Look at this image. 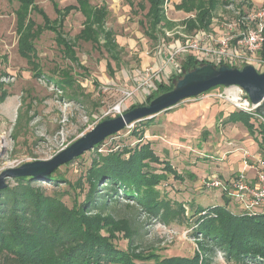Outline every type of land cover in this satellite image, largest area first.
I'll return each instance as SVG.
<instances>
[{
    "label": "rangeland",
    "instance_id": "rangeland-1",
    "mask_svg": "<svg viewBox=\"0 0 264 264\" xmlns=\"http://www.w3.org/2000/svg\"><path fill=\"white\" fill-rule=\"evenodd\" d=\"M58 1L60 6L74 2ZM107 1L112 9L108 27L114 29L117 41L124 50L121 53V67L116 68L114 62H111L113 73L107 69L108 55L104 49L97 48L90 42L74 39L73 35L82 27L83 18L78 12L69 15L63 29L69 36L66 38L73 42L71 53L76 59L69 58L57 43L53 32L45 29L35 41V53L32 52L30 58L26 59L18 47L15 14L18 1L0 0V174L7 168H16L30 161L51 159L102 120L115 118L128 111L131 106L148 102L143 96L147 87L142 84V77L137 81L132 75L141 67L142 53L154 56L156 44L144 34L140 24L141 20H145L146 8L135 10L137 1L140 0H132L134 6L129 5L128 0ZM249 1L252 5L244 6L242 12L247 13L264 5V0ZM96 2L97 0H92V3ZM36 3L51 19L56 17L50 0H36ZM220 11L223 12L222 15ZM233 12L229 8L217 6L213 10L211 22L215 25L223 20H237L238 11ZM192 14L195 16V13ZM31 17L37 24L42 22L41 15L35 12ZM188 18L194 17L188 16L184 19ZM181 21L183 20L174 21V29H183L184 26L178 24ZM207 31L213 33L210 29ZM196 33L197 31L189 35ZM99 38L101 41L105 40L101 34ZM185 53L179 57L184 60L188 58L187 61L191 58L193 64L189 68L184 67L185 64L181 65L182 70L178 78L172 81V85L187 71L204 64L196 61L193 54L185 56ZM179 57L176 58L177 62ZM255 67L264 71V66ZM157 76L161 77V74ZM161 83L167 84L164 80ZM204 100L211 99H186L176 106L186 110L199 106L202 108ZM217 101L221 103L220 100ZM172 112L162 111L158 116L149 118L150 120L144 119L131 124L94 145L74 158L71 163L59 165V168L50 174L55 180V176H58L70 182L71 187L66 181L59 180L57 184L59 191L65 193L61 194L62 200L71 207L74 197L77 196V200L82 201L87 191V184L82 176L87 174L92 166H105L102 164V156L121 153L125 160L132 158L131 160L139 162V174L146 173V178L164 175L160 183L149 188V197L154 198L152 211H146L141 204L137 205L133 200H126L121 195L114 204L115 217L124 216L137 225L138 233L134 235V239L140 246L137 250L144 257L134 261L137 264H172L173 261L166 260L167 257L186 256L192 259V256L197 254L200 264H236L233 259L227 258L223 249L217 248L213 241L208 245L215 253L207 254L208 249L203 248L208 246L206 242L210 240H205L197 229L201 223L200 216L209 211V207L226 202L233 212L242 213L235 194H232L233 188L228 189L230 196L227 197L224 191L218 190L219 187H201L202 181L208 175L218 176L210 173L203 177L204 173L216 171L226 163L225 158L219 159L218 154H215L213 146L216 145L217 137L220 138L225 133L231 135L235 128L231 127V133L223 131L225 126L219 117L210 118L204 114L202 117H193L195 113L188 117L185 123L181 122L178 126L168 124L162 128V121H167L168 113ZM248 116L251 120H256ZM259 124L258 120L254 122L253 128L255 127L256 132L251 133L258 143L262 135ZM261 147L263 149L260 153L264 157V142ZM241 149L244 147L238 148L239 152ZM45 178L35 180L38 185L44 186L43 189L47 193L53 191V186L55 191L58 190L57 184L50 183ZM15 180L16 178H6V187L16 186L18 182ZM222 180L227 181L225 178ZM79 181L83 186L78 184ZM101 182L97 180L96 184L100 187ZM144 190L145 186L140 187L142 195ZM128 203L136 206L128 208ZM210 215L215 217L213 212ZM101 233L111 237L117 250L127 249L130 236L125 229L117 228L114 234H109L103 229ZM150 256L155 258H149Z\"/></svg>",
    "mask_w": 264,
    "mask_h": 264
},
{
    "label": "trees",
    "instance_id": "trees-1",
    "mask_svg": "<svg viewBox=\"0 0 264 264\" xmlns=\"http://www.w3.org/2000/svg\"><path fill=\"white\" fill-rule=\"evenodd\" d=\"M17 1L15 14L18 47L23 57L27 59L32 52L35 53V41L45 29L53 32L57 43L69 58L76 59L71 53L73 42L64 36L60 21H51L45 12L38 8L36 0ZM146 1L149 8L144 34L156 42L158 34L161 33L158 26L164 20V0ZM77 3L85 15V23L74 39L90 42L95 47L104 49L109 60L119 62L122 50L113 30L106 28L104 21L109 14L107 6H93L90 0H77ZM221 3L220 0H183L180 8L196 12L194 18L187 20L188 30L207 28L211 23L213 10ZM140 8H144L141 3ZM70 9L68 6L64 12L57 10L64 15L69 13ZM32 12L41 14L43 24L35 26L36 23L30 17ZM99 34L103 35L105 40L101 41ZM187 59L183 65L189 68L193 61L189 58L188 62ZM109 60L106 64L112 71ZM172 87L171 83L159 84L157 92L146 97L147 101L171 90ZM228 118L233 122L240 121L250 133L256 132L255 127L253 128L254 122L246 113L233 111ZM260 126L262 135L258 146L264 142V123L260 122ZM131 159L125 160L121 153L102 156V164L105 166H92L88 173L82 176L87 184V191L82 201H78L75 196L71 207L62 200L61 194L65 193L59 191V180L66 181L62 177L55 176V180L50 174L45 178L46 181L57 184L58 190L55 191L53 186L50 193L31 177H16V186L0 190V264H137L134 259L144 257L137 250L140 246L134 239V235L138 233L137 225L124 216L115 217L114 204L121 195L126 200H133L137 205L141 204L146 211H152L154 198L149 197L148 191L160 183L164 175L146 178L143 171L141 173L144 175L139 174V162ZM97 180L102 181V186L96 184ZM66 182L71 187L70 182ZM79 183L83 186L81 181ZM134 184L137 186L133 187ZM142 186H145L144 195L140 191ZM135 206L126 204L128 208ZM212 212L215 217L210 215ZM200 219L198 233L202 234L205 240H210L206 242L207 245L213 241V244L223 249L227 258L233 259L236 264H264V213H236L225 202L209 207V211L200 216ZM117 228L125 229L130 236L125 250H117L111 237L101 235L103 229L109 234H114ZM203 249H208L209 255L215 253L213 248L209 249V245ZM192 257L194 258L175 256L167 257L166 260L171 259L172 264H200L197 254Z\"/></svg>",
    "mask_w": 264,
    "mask_h": 264
},
{
    "label": "built area",
    "instance_id": "built-area-1",
    "mask_svg": "<svg viewBox=\"0 0 264 264\" xmlns=\"http://www.w3.org/2000/svg\"><path fill=\"white\" fill-rule=\"evenodd\" d=\"M233 5L234 3L231 2L227 7L233 8ZM188 16L194 17V14ZM242 22H249L250 25L242 31H235ZM221 26L223 32L219 35L201 30L195 35H182L167 54V61L172 67L170 77L165 74L164 83L168 85L178 78L182 69L178 63L180 61L177 62L176 58L185 51L193 53L199 63L211 64L214 67L221 64L239 68L245 64H252L254 67L264 66V58H257L254 55L264 48V5L240 15L237 20L224 21ZM163 72L165 73L164 66L157 69L146 67L141 73L144 87H150L155 76ZM204 98L220 100L231 105L235 110L250 115L259 123H264V117L256 112V105L250 102L247 92L239 86L211 89L200 96L188 99ZM240 151L241 166L234 173L233 180L223 181L219 176L211 174L202 181L201 187L209 186L216 189L219 187L218 190L224 191L227 197L230 196L228 189L233 188L232 194H235L242 214H255L256 209L264 205V157L260 152L253 151L249 147H244Z\"/></svg>",
    "mask_w": 264,
    "mask_h": 264
},
{
    "label": "crops",
    "instance_id": "crops-1",
    "mask_svg": "<svg viewBox=\"0 0 264 264\" xmlns=\"http://www.w3.org/2000/svg\"><path fill=\"white\" fill-rule=\"evenodd\" d=\"M50 1L52 4V8L56 12V17H54V19H51L42 7L39 6L38 8H41L51 21L57 20V22L58 21L61 22L62 31H63V34L65 37H69V36L64 32L63 29H64L65 21L71 13L78 12L82 16V18H83L82 19V27L80 28V30L83 28V25L85 23V15H84V13H82L80 7L78 6L77 0H74V2H70V3H68V5H65V6H60L58 0H50ZM182 1L183 0H164V2H163V4H164L163 5L164 20L158 26V28L161 30V33L159 32L160 34H158V38L156 39V42L153 41V43L156 44L154 47L155 48L154 56L152 57V56H149L147 54L142 53L140 55L141 67H140V69L134 71L132 74L133 77L135 78V80L138 81V80H140L141 73L143 72V70L146 67H153L154 69H157V67L164 66L165 73L163 72L161 74L162 78L157 76V79L155 80V82L152 81L151 86L144 90V91H146V93L143 95L144 98H146L151 93L157 92L156 90H157L158 85L161 84V82L166 78V75L170 77L172 65L170 62L167 61V54H169V52L171 51V48H173V46L176 44V41L182 38V35L191 34L195 31H199V30L208 32L207 30H209V29L213 32V34H216V35H219L223 32L221 24L224 22V20L219 22V23H216L215 25L211 22L207 28L201 27L199 29H195L192 31L188 30L187 20L189 18L188 19H184V18H186V17H188V15H190L192 13H196V12H195V10L189 11V10L180 8L179 5ZM220 1L222 3L219 4L218 6L221 5V6L225 7L226 9L229 8L232 12L238 11V13H240V15L246 14V12H242L244 6H248V4L252 5V2L249 0H232L231 2L234 3V5H233L234 7L231 8V7H227V5H229L231 3L229 0H220ZM140 3L144 5V8H140ZM90 4L93 6H100L103 4L107 6L109 14H108L107 18L104 20L105 25H106V28L113 30V33L115 35L116 32L114 31V29H111L110 27H108V22H109L108 19H109V16H111V14H112V9L110 8L108 1L107 0H99V1L97 0L96 3H92V0H90ZM128 4L131 6H134L132 0H128ZM36 5H37V3H36ZM136 5H137V8H135V10L141 11V9L146 8V12L144 14V19H145L146 13H147L148 8H149L147 1L146 0H140V2L137 1ZM68 6L71 7L69 13L61 15L59 10L64 12L65 8H67ZM57 9H59V10H57ZM132 9H133V7H132ZM35 13L39 14L38 12H35ZM31 14H30V17H31ZM222 14H223V12L220 11V15H222ZM39 15H41V14H39ZM236 15H237V17L240 16V15L238 16V14H236ZM178 17H180V18H178ZM41 18H42V16H41ZM176 19H182L183 20V21H181L182 24L180 22H178V24L180 26L181 25L184 26L183 29H174L175 27H173V24L175 23L174 21H176ZM33 21H34V19H33ZM145 21H146V19L140 21V24L143 27V32L145 31V26H144ZM42 22H43V18H42ZM42 22L40 24H43ZM34 23H36V22L34 21ZM40 24L36 23L35 26H38ZM249 25H250L249 22H242L237 26V29H235V31H237V32L242 31V30L246 29ZM80 30L76 34H74L73 36H76L80 32ZM54 37H55V35H54ZM116 41H117V38H116ZM117 43L119 45V48L121 50H123V48L121 47V45L119 44L118 41H117ZM263 50H264V48L261 51H258L259 54L258 53L254 54L255 57L257 55V58L258 57L264 58V56H262ZM188 54H193V53H190V52L185 53V56ZM179 58L180 59H178V60H180V65H183L181 62L184 59L181 57H179ZM121 59H122V54H121ZM111 62H114V64L116 65V68L121 67L123 64L122 60H120L119 62H115L114 60L113 61L109 60L110 64H111ZM111 68H112V71H110L107 67V69L110 71V73H113L112 64H111ZM143 96H142V98H143ZM136 97L141 99L138 96H136ZM204 101L205 102H202V104H203L202 108L199 106V108H192L191 110H186V108L175 106L172 109H170V111L167 110V112H171V111H173V112L170 114L168 113L167 121H165V120L162 121L163 123H162L161 127L163 128L168 124H171V125L174 124V126H178L181 124V122L185 123V121H187V118L192 116V114H194V113L195 114L193 115V117L194 116L202 117L203 114L206 116H209L210 118H215L216 116L219 117L220 118L219 120H222L221 122L225 126V129H223V131L226 130V131L231 133L232 132L231 127L233 126L235 128V129H233L234 130L233 134L228 135L227 133H225V135L221 136L220 138L217 137L218 140L216 141V145L213 146L214 150H216L215 154H218L219 159L225 158L226 163L224 162L222 167L219 166L218 170L207 172V173H204L202 175L204 177L210 173H215L218 176L225 178V180L231 181L233 176H234V173L241 166V163L239 161L240 152H239L238 148H240L242 146L243 147H249L251 150L258 151V152H261L263 148L261 146H258L257 140L255 138H253L250 131H248L246 126H244L240 121L233 122L232 120L231 121L229 120L228 117L230 116V114L233 111H235V109L231 105L224 103V102L220 103L217 100L216 101L204 100ZM199 105H201V104H199ZM175 108H176V110H175ZM158 115H159V113H158ZM158 115H156V116H158ZM252 121L255 122L256 120L252 119ZM182 125H184V124H182ZM219 159L217 161H219ZM256 212L264 213V205H262V207L257 208Z\"/></svg>",
    "mask_w": 264,
    "mask_h": 264
},
{
    "label": "water",
    "instance_id": "water-1",
    "mask_svg": "<svg viewBox=\"0 0 264 264\" xmlns=\"http://www.w3.org/2000/svg\"><path fill=\"white\" fill-rule=\"evenodd\" d=\"M243 88L256 105V112L264 117V71L257 70L252 64L243 67L203 64L187 71L173 85L171 90L158 94L143 105L130 108L115 118L102 120L87 134L80 136L70 146L58 152L51 159L44 161H30L16 168H7L0 174V190L6 188L5 179L8 177H33L37 180L45 178L59 165L73 161L94 145L100 143L110 135L129 127L131 124L152 118L162 111L172 109L188 98H195L215 86Z\"/></svg>",
    "mask_w": 264,
    "mask_h": 264
},
{
    "label": "bare ground",
    "instance_id": "bare-ground-1",
    "mask_svg": "<svg viewBox=\"0 0 264 264\" xmlns=\"http://www.w3.org/2000/svg\"><path fill=\"white\" fill-rule=\"evenodd\" d=\"M117 108L119 109V107L117 106Z\"/></svg>",
    "mask_w": 264,
    "mask_h": 264
}]
</instances>
